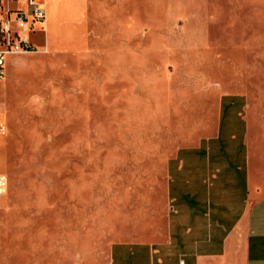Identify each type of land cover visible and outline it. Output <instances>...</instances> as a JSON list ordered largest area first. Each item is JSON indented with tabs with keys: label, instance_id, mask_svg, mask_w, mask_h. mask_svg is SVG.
Listing matches in <instances>:
<instances>
[{
	"label": "rangeland",
	"instance_id": "rangeland-1",
	"mask_svg": "<svg viewBox=\"0 0 264 264\" xmlns=\"http://www.w3.org/2000/svg\"><path fill=\"white\" fill-rule=\"evenodd\" d=\"M45 2L0 80V264H107L165 238L168 163L223 95L264 131V0Z\"/></svg>",
	"mask_w": 264,
	"mask_h": 264
},
{
	"label": "crops",
	"instance_id": "crops-1",
	"mask_svg": "<svg viewBox=\"0 0 264 264\" xmlns=\"http://www.w3.org/2000/svg\"><path fill=\"white\" fill-rule=\"evenodd\" d=\"M251 112L247 97H221L214 133L168 163L165 238L115 243L107 264H264V131Z\"/></svg>",
	"mask_w": 264,
	"mask_h": 264
},
{
	"label": "built area",
	"instance_id": "built-area-1",
	"mask_svg": "<svg viewBox=\"0 0 264 264\" xmlns=\"http://www.w3.org/2000/svg\"><path fill=\"white\" fill-rule=\"evenodd\" d=\"M46 20L44 0H0V80L6 77L9 56L42 51L34 38L44 31ZM5 134V127L0 124V135ZM5 185V178L0 175V193Z\"/></svg>",
	"mask_w": 264,
	"mask_h": 264
}]
</instances>
